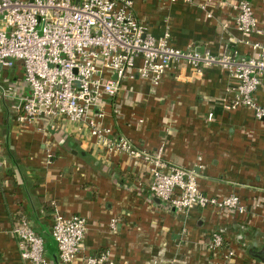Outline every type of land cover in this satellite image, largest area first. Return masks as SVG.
Returning <instances> with one entry per match:
<instances>
[{
	"label": "crops",
	"instance_id": "obj_1",
	"mask_svg": "<svg viewBox=\"0 0 264 264\" xmlns=\"http://www.w3.org/2000/svg\"><path fill=\"white\" fill-rule=\"evenodd\" d=\"M127 1L153 37L168 34L169 44L178 49L249 57L256 55L249 44L264 42L254 32L236 30L231 5L239 0ZM246 1L262 26L264 0ZM2 77L13 83L17 96L28 93L21 63ZM234 84L218 67L200 73L172 67L154 88L136 79L124 82L120 113L107 115L104 123L146 151L160 148L172 165L194 169L207 196H237L244 214L197 208L180 214L152 196L144 165L106 156L86 132L64 120L53 133L45 130V122L19 128L12 108L16 101L1 102L0 264H26L11 233L21 214L43 238L48 264H60L50 236L55 212L84 217L82 255L109 251L115 264H264L255 256L264 251V119L244 107L224 109L231 97L225 91ZM254 99L264 106V78ZM213 232L222 235L223 246L210 252Z\"/></svg>",
	"mask_w": 264,
	"mask_h": 264
},
{
	"label": "built area",
	"instance_id": "obj_2",
	"mask_svg": "<svg viewBox=\"0 0 264 264\" xmlns=\"http://www.w3.org/2000/svg\"><path fill=\"white\" fill-rule=\"evenodd\" d=\"M231 7L239 33L254 32L264 39V21L258 25L249 2L239 0ZM261 16L264 20V3ZM249 47L256 55L243 57L236 51L212 55L193 46L172 47L168 34L155 38L148 32L127 0H0V103L16 101L12 108L19 128L45 122V130L53 133L62 120L76 123L78 132L86 131L106 156H125L144 165L152 196L180 214L196 208L244 214L246 207L237 196H207L199 189L194 169L165 161L160 148L149 152L138 147L106 126L104 118L118 117V93L124 82L136 79L154 88L172 67L185 65L193 73L209 67L224 70L235 83L225 91L231 97L224 109L244 107L255 119L263 120L264 106L256 104L254 93L264 78V42ZM17 62L22 65V81L28 89L22 96L2 77ZM212 116L208 115L209 121ZM50 160L47 152L46 162ZM116 222L112 219L109 223L112 231ZM85 232L84 217L53 214L50 236L59 263L115 264L109 251L82 255ZM11 233L24 263L48 264L44 240L24 215L18 216ZM222 246V235L211 233L208 251ZM232 255L228 251L226 258Z\"/></svg>",
	"mask_w": 264,
	"mask_h": 264
},
{
	"label": "rangeland",
	"instance_id": "obj_3",
	"mask_svg": "<svg viewBox=\"0 0 264 264\" xmlns=\"http://www.w3.org/2000/svg\"><path fill=\"white\" fill-rule=\"evenodd\" d=\"M22 82V81H21ZM65 121V120H64ZM67 122V125L68 126H71V127H74V129L76 130L77 128H78V125L76 124V123H71V122H68V121H66ZM85 132L86 131H84V132H82L83 133V135L85 134ZM87 133V132H86ZM88 138L90 139V140H92L91 139V137L88 135ZM94 145V144H93Z\"/></svg>",
	"mask_w": 264,
	"mask_h": 264
},
{
	"label": "water",
	"instance_id": "obj_4",
	"mask_svg": "<svg viewBox=\"0 0 264 264\" xmlns=\"http://www.w3.org/2000/svg\"><path fill=\"white\" fill-rule=\"evenodd\" d=\"M198 51L201 52V49H198ZM255 256H256V258H259V259H263L264 260V251L263 252L256 253Z\"/></svg>",
	"mask_w": 264,
	"mask_h": 264
},
{
	"label": "trees",
	"instance_id": "obj_5",
	"mask_svg": "<svg viewBox=\"0 0 264 264\" xmlns=\"http://www.w3.org/2000/svg\"><path fill=\"white\" fill-rule=\"evenodd\" d=\"M18 219V218H17Z\"/></svg>",
	"mask_w": 264,
	"mask_h": 264
}]
</instances>
